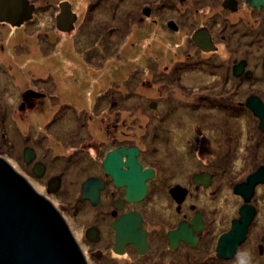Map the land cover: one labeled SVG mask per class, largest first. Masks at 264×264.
Returning <instances> with one entry per match:
<instances>
[{"label":"flooded vegetation","instance_id":"flooded-vegetation-1","mask_svg":"<svg viewBox=\"0 0 264 264\" xmlns=\"http://www.w3.org/2000/svg\"><path fill=\"white\" fill-rule=\"evenodd\" d=\"M254 1L81 0L76 10L71 0L52 5L28 0L29 20L19 27L0 21V32L21 29L66 3L75 18L63 32L73 31L91 52L119 56L105 76L91 66L80 69L95 77L101 90L111 79H122L127 93L134 84L137 110L154 111V122L115 123L123 116L113 107L133 106L126 104L129 99L109 90L99 95L102 102L83 101L78 92L71 93L78 99L64 98L56 83L47 90L48 78L43 84L30 79L19 93L20 110L44 106L40 112L51 117L40 126L44 133L38 129L41 137H34L30 129L37 128L30 126L21 148L15 139V169L61 213L88 264H264V3ZM60 12L61 7L54 15L57 30ZM94 63L102 66L100 60ZM162 74L170 75L165 82L174 81L178 91L160 90ZM74 84V78L65 83L69 92ZM66 116L69 123L63 124ZM94 121L103 126L97 129ZM212 137L214 152L203 147ZM120 148L121 171L128 170L125 150L136 149L135 159L148 175L140 200L126 199V186L116 185L105 170L107 155ZM26 149L33 154L29 161ZM211 164H216L212 170ZM251 176L246 199L243 188ZM90 178L101 182L92 189L98 192L95 203L82 196L81 185ZM242 207L253 212L243 239L220 242L233 222L242 223ZM130 216L139 222L128 220L125 229L133 227L139 235L128 237L120 229L119 240L115 225Z\"/></svg>","mask_w":264,"mask_h":264},{"label":"rangeland","instance_id":"rangeland-1","mask_svg":"<svg viewBox=\"0 0 264 264\" xmlns=\"http://www.w3.org/2000/svg\"><path fill=\"white\" fill-rule=\"evenodd\" d=\"M48 1V3L52 5L56 4L59 0ZM71 1L73 2L74 7L76 3L81 6V0ZM37 2L40 3L39 1ZM55 7L57 8L52 11L50 16L45 15L44 18L42 17L36 21L34 25L29 24L28 26L17 30L2 28L0 32V45H4L3 50L0 51V156L11 163L14 169L17 167L13 161L15 157V145H13L12 142H14L15 139L19 140L17 146L21 148L20 146L23 142L27 141L24 139V136L28 135L27 127L30 129V126L37 128V130L30 129V133H32L34 137H41V131H43V133L45 131L41 130L40 126L51 117L50 114H44V112H42V114L40 112L43 110L44 106L40 109V106L38 105V107L34 106L33 108L24 111L18 108L21 100L19 93L29 87V84H32V82H30V79L32 78H40V82L42 81V78H48L46 80L47 87L50 88L47 89L48 91L52 90L51 87L53 82L54 86L58 85L60 87V96L64 98L68 97L72 100L78 99V93H80L84 98L83 101H85V98H89L90 100L93 98L102 102L103 100L99 99V95H104L102 92L105 93L108 92V90L112 92L115 98L123 99L126 102L127 99H129L126 104H131L133 106H125L119 102L113 107V113L121 111L123 116L115 118V123L120 122L121 119L125 118L126 122L130 119V126L133 124L139 126L140 123H144L143 121L145 118L146 120L149 119L150 122L156 120L153 110H151V114L146 111H143L142 113H145L142 114L137 110V108L141 106L136 103L137 96L133 95L134 92L132 89L134 88V84L131 85L129 92L127 93L126 86L123 87L124 82L122 79H111L112 84L108 85L105 83L104 86L107 88L103 87L101 90L100 84L95 85V83L98 82L96 78L92 75H86V73L80 69L81 65L86 69H89V66H91L93 69L99 71V77L102 73L103 76H105L107 74V67L111 64L113 65V62H119V56L116 55V52H114L115 56L112 57L107 51L97 53L91 52V49L79 43L80 40L78 42L76 41L78 38L74 35L73 31L68 33L57 30L54 25V15L61 6L59 4ZM136 26L137 25L135 24V27ZM95 53L96 57L92 58L91 54ZM166 53L169 54L168 51ZM95 60H100L102 66L95 64ZM162 76L161 91L166 95L169 94L170 91H178L172 85L174 81L173 83H169L170 86L166 84V79L170 77L169 74H162ZM73 78L75 79L76 84L73 85L72 90L69 92L65 83L67 80ZM143 78L146 80L148 79L146 76ZM118 81L119 84L117 83ZM144 87H147L149 92L154 96H156L155 91L159 94V89L154 90L153 84H145L143 88ZM72 92L78 93L73 95L71 94ZM43 104H45V102H43ZM86 105L88 106V104ZM69 119V116L64 117L63 124L69 123ZM94 122L97 129L103 126L102 122ZM176 124L177 122L175 120V125ZM215 135L217 136L218 134ZM171 137H173V135ZM29 138L31 141H34L33 137L30 136ZM206 141L208 143L203 147L212 146L209 148V151L214 152L216 149L214 147V138L212 137L210 140L206 139ZM45 144L51 145V141L49 143L45 142ZM204 154L205 153L203 152L202 155L204 156ZM216 164H211L210 169H214L213 167H215ZM65 198L66 197L63 196L61 203L63 201L65 202ZM67 214L68 221L71 222L70 213ZM76 225L77 226L72 228L78 233L81 230L79 219L76 220Z\"/></svg>","mask_w":264,"mask_h":264},{"label":"water","instance_id":"water-1","mask_svg":"<svg viewBox=\"0 0 264 264\" xmlns=\"http://www.w3.org/2000/svg\"><path fill=\"white\" fill-rule=\"evenodd\" d=\"M254 2L264 3V0ZM65 4H61V12L57 16V27L62 31H67L70 27H64L67 26L64 24L69 23L71 26L75 18V14L67 10ZM32 10L33 7L28 0H0V21L19 27L31 18ZM30 93L32 91L25 92L23 99L26 100ZM123 150L120 148L109 153L104 167L114 178L116 185L126 186V199L137 201L144 196V180L148 175L141 171L135 159L136 149L125 150L129 155L125 163L128 170L121 171L117 157ZM31 156H33L31 150L26 149L25 160L29 161ZM248 182L249 184L243 188L245 190L243 196L246 199L249 198L248 192L252 191L253 176L249 177ZM100 186L101 182L98 179H87L81 185L82 196L93 203L97 202L98 192L96 190L92 192V189ZM240 213L242 223L233 222L231 230L220 238V242H232L234 245L235 239L236 243L243 239L253 212L242 207ZM132 219L139 222V218L136 220L135 216H130L122 218L117 223L119 226L115 225L119 240L120 229L125 235L128 234V237H138L139 234L133 227L125 229L124 223ZM140 236H143L142 232ZM0 264H88L61 213L1 156Z\"/></svg>","mask_w":264,"mask_h":264},{"label":"trees","instance_id":"trees-1","mask_svg":"<svg viewBox=\"0 0 264 264\" xmlns=\"http://www.w3.org/2000/svg\"><path fill=\"white\" fill-rule=\"evenodd\" d=\"M14 142H15V141H14ZM14 142H12V143H13V145H15V144H14ZM11 145H12V144H11Z\"/></svg>","mask_w":264,"mask_h":264}]
</instances>
